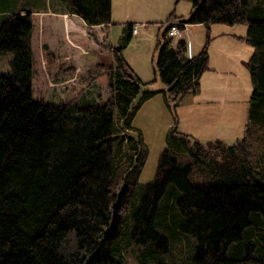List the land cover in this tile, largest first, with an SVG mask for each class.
I'll return each mask as SVG.
<instances>
[{
    "label": "trees",
    "instance_id": "16d2710c",
    "mask_svg": "<svg viewBox=\"0 0 264 264\" xmlns=\"http://www.w3.org/2000/svg\"><path fill=\"white\" fill-rule=\"evenodd\" d=\"M58 1L88 26L111 23V0ZM190 1L182 22L246 25L249 122L228 146L170 130L146 184L147 148L128 134L144 86L123 57L133 25L109 46L113 63L95 66L108 76L104 102L52 103L32 97L31 12L0 9V53L13 54L0 74V264H126L133 245L137 264H181L165 261L164 244L189 239L190 264H264V175L254 164L264 145V0ZM165 31L154 75L172 99L198 94L209 37L186 57V41L173 45Z\"/></svg>",
    "mask_w": 264,
    "mask_h": 264
},
{
    "label": "rangeland",
    "instance_id": "374dc122",
    "mask_svg": "<svg viewBox=\"0 0 264 264\" xmlns=\"http://www.w3.org/2000/svg\"><path fill=\"white\" fill-rule=\"evenodd\" d=\"M56 1L0 0V9L11 11L21 9L32 12L31 35L33 34L32 39L35 41L34 37H37L38 33V26L35 25V16L38 17V14L34 13L35 10L53 8ZM112 2L114 12L111 13V23L103 29L104 33L101 32L105 35L106 42L116 46L118 40H121L119 38L122 30L124 33L127 32V24L135 25L137 28V34L134 33L123 50V57L144 83L142 91L131 105L129 117L131 128L128 130L130 136L139 134L147 148L139 182L146 184L153 180L160 153L167 146L166 137L170 130H174L173 134L177 135L187 134L190 144L195 138L203 144L220 140L222 145L228 146L241 139L249 122V97L252 92L246 67L252 48L244 41L246 25L214 23L209 26V30L203 24L188 25L184 39L188 43V51H186L189 52V56L193 52L195 55L202 49L207 37L210 39L207 45L209 70L200 78L198 94L187 93L172 99L164 91V86L158 77L154 75L155 48L157 39L162 37L170 17L172 18L169 22L176 21L177 17L180 20L188 17L191 1L112 0ZM101 33L99 31L100 37ZM182 36L183 33L179 37ZM172 40L174 45L180 38L172 37ZM38 50L37 44H32L34 100L52 103L68 101L101 103L109 97L107 79L103 74L105 72L94 71L97 62L105 66L110 61H114L109 51H95L96 48L89 45L88 50L91 51L83 58L90 63L89 73L92 74L93 71L97 73L96 82L94 80L88 87L81 82V84L69 82L63 86H56L55 91L47 82L49 70L52 74L50 60L47 57V69L43 70L38 58ZM12 58L11 52L0 53V74L10 70ZM256 157L255 171L259 175H264V145L257 144ZM164 246L162 253L166 256L165 261L178 260L176 263L190 264L186 261H188V251L194 250L192 239L175 244L166 243ZM141 249L142 246L130 247L125 253L126 264H137V256Z\"/></svg>",
    "mask_w": 264,
    "mask_h": 264
},
{
    "label": "crops",
    "instance_id": "0c3cea01",
    "mask_svg": "<svg viewBox=\"0 0 264 264\" xmlns=\"http://www.w3.org/2000/svg\"><path fill=\"white\" fill-rule=\"evenodd\" d=\"M55 4L56 5L53 8L46 7L35 10L34 13L38 14V17L35 16V25L38 26V33L37 37H34L36 38L35 41L32 39L33 34L31 35V48L32 44H37L39 49L38 58L43 70L47 69V57L49 58L52 74L49 70L47 73V82L53 90L56 91V86H63L69 82L76 84L81 82L83 85L88 87L91 85V82H94V80L96 82V77L98 75L94 71L92 74L89 73L90 63H87L83 60V58L84 56L89 55L91 51L88 50L89 45L96 48L95 51H109L112 54L109 46L115 45H109L105 40V35L102 34L104 33L103 29L107 28L109 24L88 26L78 15L69 12L63 2L57 0ZM112 12H114V10L113 2L111 0V13ZM179 19L180 18L177 17V20ZM188 25H190V23H187V27L183 31V40H185L184 37ZM99 31L100 33L102 32L101 37L99 36ZM123 33L124 31L122 30L119 39H121ZM133 35L134 33H132V36ZM177 37L182 39L179 36ZM120 41L121 40H118L117 43L119 44ZM187 51L185 54L186 57L194 55L193 52L189 56V52ZM112 63L113 62L110 61L107 64ZM97 64L100 63L97 62L96 65ZM81 74L84 77L80 76ZM103 74H105V78L107 79L106 82H108L106 73ZM53 94L55 93L53 92Z\"/></svg>",
    "mask_w": 264,
    "mask_h": 264
},
{
    "label": "built area",
    "instance_id": "2783aa9c",
    "mask_svg": "<svg viewBox=\"0 0 264 264\" xmlns=\"http://www.w3.org/2000/svg\"><path fill=\"white\" fill-rule=\"evenodd\" d=\"M186 27L187 23L182 22L181 20L171 21L167 25L165 35L171 38L180 36ZM132 33H137V28L135 26L132 27Z\"/></svg>",
    "mask_w": 264,
    "mask_h": 264
}]
</instances>
